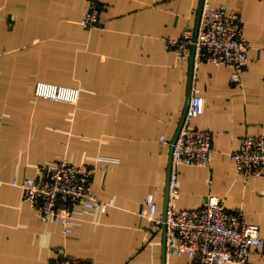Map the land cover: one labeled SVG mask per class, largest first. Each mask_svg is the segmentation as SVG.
<instances>
[{"label": "crops", "instance_id": "1", "mask_svg": "<svg viewBox=\"0 0 264 264\" xmlns=\"http://www.w3.org/2000/svg\"><path fill=\"white\" fill-rule=\"evenodd\" d=\"M91 1L0 0V264H50L59 250L92 264H196L167 256L164 228L142 212L153 194L164 217L171 142L190 98V57L165 41L196 26L202 0H96L90 28L81 16ZM206 3L238 11L252 46L238 83L230 65L194 64L191 93L204 104L193 125L212 133L214 157L179 168L176 206L216 195L264 237V177L244 179L232 158L244 136L264 134V0ZM39 80L78 88V99L39 96ZM58 160L94 168V193L113 203L77 215L71 234L13 184ZM248 264H264V246Z\"/></svg>", "mask_w": 264, "mask_h": 264}, {"label": "built area", "instance_id": "2", "mask_svg": "<svg viewBox=\"0 0 264 264\" xmlns=\"http://www.w3.org/2000/svg\"><path fill=\"white\" fill-rule=\"evenodd\" d=\"M102 7L91 1L82 11L81 23L93 28L100 25ZM166 48L175 51L182 59H188L195 47V67L203 63L230 65L232 80L241 81V75L249 64L251 43L244 34L240 13L225 4H204L199 30L187 26L179 37H168ZM198 89L192 91L185 121L173 145L169 180V199L166 219L158 217V203L149 194L144 217L165 230L167 256H188L196 264H248L252 254L264 246L258 224L249 222L237 209L227 207L224 200L210 195L198 208L183 209L176 206L180 194V170L182 165L211 166L214 149L212 133L193 125L200 115L204 98ZM39 96L65 101H76L80 90L49 81H38ZM161 140L165 141L164 137ZM244 179L264 177V134H248L241 147L232 152ZM94 168L77 165L67 160L37 167L34 176L16 178L24 199L29 201L42 219L61 222L66 234L74 231L75 217L84 213H106L112 200L96 196L92 188ZM50 264H92L69 256L59 250Z\"/></svg>", "mask_w": 264, "mask_h": 264}, {"label": "water", "instance_id": "3", "mask_svg": "<svg viewBox=\"0 0 264 264\" xmlns=\"http://www.w3.org/2000/svg\"><path fill=\"white\" fill-rule=\"evenodd\" d=\"M203 6H204V0H202V2H201L200 9H199V15H198L199 17H198L197 24L195 26L196 36H197L198 30H199V26H200V20H201ZM194 59H195V47L193 48L192 54L190 56V60H191V80H190V93H189L190 95H191V89H192V78H193V75H194ZM190 95H189V97H190ZM187 107H188V104L185 107L184 113H183L182 118H181V122L179 124L178 132H177L176 136L174 137V139L172 141L173 143L177 140V138L179 136V133L181 131V128L183 126V123L185 121ZM172 156H173V145H172V150H171V160H170V164H169V175H168V181H167V197H166V202H165L164 219H166L167 211H168L169 180H170V171H171Z\"/></svg>", "mask_w": 264, "mask_h": 264}, {"label": "rangeland", "instance_id": "4", "mask_svg": "<svg viewBox=\"0 0 264 264\" xmlns=\"http://www.w3.org/2000/svg\"><path fill=\"white\" fill-rule=\"evenodd\" d=\"M40 81V80H39ZM41 81H44V80H41ZM37 84V83H36ZM57 84V83H56ZM69 255V254H68ZM69 256H72V255H69ZM73 257H75V256H73ZM76 258H78V257H76ZM82 260V259H81ZM84 261V260H83ZM86 262V261H85Z\"/></svg>", "mask_w": 264, "mask_h": 264}]
</instances>
